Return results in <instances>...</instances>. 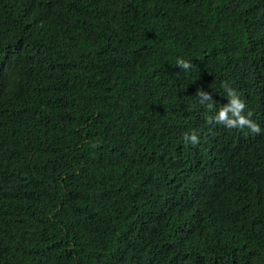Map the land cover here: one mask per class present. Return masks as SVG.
<instances>
[{"label":"trees","instance_id":"16d2710c","mask_svg":"<svg viewBox=\"0 0 264 264\" xmlns=\"http://www.w3.org/2000/svg\"><path fill=\"white\" fill-rule=\"evenodd\" d=\"M0 264H264V0H0Z\"/></svg>","mask_w":264,"mask_h":264},{"label":"clouds","instance_id":"9594fccd","mask_svg":"<svg viewBox=\"0 0 264 264\" xmlns=\"http://www.w3.org/2000/svg\"><path fill=\"white\" fill-rule=\"evenodd\" d=\"M175 66L187 71L192 67V64L190 61L178 58ZM224 87L228 102L220 107L214 115L208 116L207 122L209 124L215 123L217 125H223L228 129L243 130L247 128L252 134H260V125L251 119L253 113L248 111L247 114H245L247 105L244 100L241 99L235 89L228 85H224ZM195 95L201 105L206 106L210 112L214 110L215 105L211 93L203 90V88H198ZM199 142V137L195 132H192L191 134L186 133L184 136L185 145L191 144L192 146H195ZM93 146L95 147L96 145Z\"/></svg>","mask_w":264,"mask_h":264}]
</instances>
